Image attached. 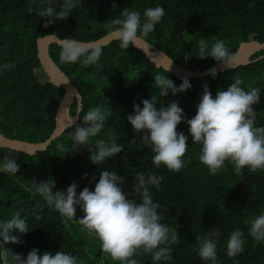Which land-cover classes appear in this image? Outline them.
Returning <instances> with one entry per match:
<instances>
[{
	"label": "trees",
	"instance_id": "obj_1",
	"mask_svg": "<svg viewBox=\"0 0 264 264\" xmlns=\"http://www.w3.org/2000/svg\"><path fill=\"white\" fill-rule=\"evenodd\" d=\"M162 6L165 15L153 32L141 40L148 50H159L178 66L190 71H203L215 65L211 57L197 58L200 38L212 42L223 40L232 53L243 42L264 43V0H82L64 21H56L47 28L36 9L39 0H0V63H13L15 67L0 73V134L8 139L40 143L55 128V113L65 90L53 86L37 58L36 41L52 34L59 39L74 38L82 42L98 40L112 31L111 20L120 16L124 8L140 11L147 7ZM102 55L97 65L81 67L76 64H60V47L50 44L49 55L60 71L69 79L81 96L79 119L90 107H106L111 115L100 136L107 138L115 133L116 142L124 146L121 153L101 165L92 164L87 149L64 151L57 144L70 146L69 133L65 130L43 152L26 155L0 147V158L9 156L16 160L19 170L14 175L0 173V219H10L15 213L24 219L29 231L19 233L13 229L20 243H7L5 247L14 253L26 255L35 247L39 253L69 252L83 264H117L100 250L99 241L74 220L62 218L42 198L31 191V180L38 182L51 177L55 181L53 191L65 190L69 184H77V193L84 187L92 190L99 171H116L125 177L122 189L131 191L137 172L153 171L162 176L159 190L150 188L154 202L159 204L161 223L175 227L178 242L171 245V261L166 264H207L194 252L195 236L220 232L217 244L218 264H264V241H256L248 235L250 221L264 212V170L249 171L237 175L234 166H225L216 174H210L198 160V144L189 137L184 154L185 166L176 172L163 165L154 168L152 153L139 135L132 130L126 117L132 114L133 104L157 95L153 78L157 72L166 75L176 86L181 77L156 68L138 50L130 45L126 50L119 47V40L101 47ZM38 74L40 77H38ZM240 77L243 87H255L261 98L257 111L256 126H264V50L250 55L237 68L209 76L188 78L191 88L173 96L158 97V104L178 101L186 119L196 110V104L207 83L215 96ZM153 84V85H152ZM77 109L75 98L69 103L67 116L72 118ZM176 130L188 135L187 126L181 122ZM84 174H87L86 176ZM84 177V178H82ZM95 177V179H93ZM92 178V183L86 179ZM128 199H133L128 196ZM139 197H137L138 199ZM138 202V201H137ZM39 216V219H35ZM82 216L77 208L74 219ZM239 229L244 233V250L236 257L226 255L229 233ZM133 258L139 264H153L151 255L139 252ZM164 264V262H162Z\"/></svg>",
	"mask_w": 264,
	"mask_h": 264
},
{
	"label": "clouds",
	"instance_id": "obj_2",
	"mask_svg": "<svg viewBox=\"0 0 264 264\" xmlns=\"http://www.w3.org/2000/svg\"><path fill=\"white\" fill-rule=\"evenodd\" d=\"M31 2L36 3L37 0ZM39 3L43 6L38 7L36 12L44 20L41 27L47 28L69 17L74 9L81 6L82 0H39ZM164 15V8L159 5L145 8L142 14L126 7L120 11L119 17L111 20L109 29L118 37L119 47L126 50L153 32ZM197 48V58L211 57L224 68H232L237 59L223 40L209 42L200 38ZM101 55L100 47L74 38L60 39V64L93 66L98 64ZM13 67V63H0V73ZM206 75L214 79L215 68L208 69ZM152 78L158 96L151 95L141 100L142 107L134 103L132 114L127 115L126 120L135 133H141V141L150 148L154 168L163 165L172 172L181 170L186 164L184 154L190 137L192 144L200 146L198 160L210 174L220 171L225 162L234 166L237 175L244 168L249 171L264 170V126H256L257 111L253 107L261 98L259 88L243 87L242 79L236 76L226 88L217 90L213 96L207 83H204L195 114L186 119L178 101L172 100L164 106L158 104V97L169 93L175 96L189 90V79L181 77V83L176 86L160 72ZM110 115L106 107H90L84 112L80 124L69 133L70 146L65 148L57 144V148L64 154L70 150L87 149L89 161L97 166L115 157L124 149L116 142L115 133L110 132L107 138L93 140L100 136ZM181 122L187 126L188 135L176 130ZM18 170L15 159L9 156L0 158V173L14 175ZM124 180L125 177L117 175L116 171L102 169L92 190L84 187L77 193V184L73 182L65 190L53 191L55 181L49 177L38 183L33 178L31 191L62 218L74 220L86 229L99 241L100 250L108 254L113 262L139 264L133 258L139 251L150 254L153 264H166L172 258L171 245L178 242L179 236L175 227L161 223L162 217L157 211L159 204L154 202L150 192V188L159 190L163 177L151 170L137 172L130 192L122 189ZM128 196L133 199H128ZM77 208L82 216L74 219ZM18 215L15 213L10 219H0V264H83L78 256L62 250L55 254L47 251L39 253L33 247L26 255H21L7 249L5 244L21 242L17 236L10 235L11 230L21 234L29 231V226ZM248 235L256 241H264V212L250 221ZM219 236L220 232L215 228L203 237L195 236L193 250L200 260L218 264ZM244 244V233L239 229L231 231L226 240V255L236 257L244 250Z\"/></svg>",
	"mask_w": 264,
	"mask_h": 264
},
{
	"label": "water",
	"instance_id": "obj_3",
	"mask_svg": "<svg viewBox=\"0 0 264 264\" xmlns=\"http://www.w3.org/2000/svg\"><path fill=\"white\" fill-rule=\"evenodd\" d=\"M116 40H119L118 37L113 32H111L98 40L86 43L91 46L101 48ZM50 44H56L60 47V39L55 35L49 34L42 38H39L36 41L37 58L48 78V82L55 87L65 90V94L56 109L55 128L50 136L45 141L40 143H28L8 139L0 134V147L2 148L21 152L29 156L34 155L36 152H43L47 149L52 141L60 136L65 130L74 126L79 119V114L81 111V96L78 90L70 83L69 79L52 61L48 52ZM133 48L138 50L148 61L153 63L156 68H162L165 71L169 68V70L167 71L168 73L180 77L199 78L208 76L206 75V71L210 68H215L216 74L237 68L239 65L244 64L245 60L254 52L264 50V43H259L257 41L243 42L239 45L238 49L234 53L237 59L232 68H224L221 64L216 63L215 65L203 71H190L178 66L161 51L156 49L148 50L142 40L137 41L136 46H133ZM72 98H75L77 102L76 112L72 118L67 119L66 116L65 121L60 122V113L65 107L67 115L69 111V103Z\"/></svg>",
	"mask_w": 264,
	"mask_h": 264
},
{
	"label": "bare ground",
	"instance_id": "obj_4",
	"mask_svg": "<svg viewBox=\"0 0 264 264\" xmlns=\"http://www.w3.org/2000/svg\"><path fill=\"white\" fill-rule=\"evenodd\" d=\"M66 119V109L65 107L62 109L61 113H60V122L65 121Z\"/></svg>",
	"mask_w": 264,
	"mask_h": 264
},
{
	"label": "rangeland",
	"instance_id": "obj_5",
	"mask_svg": "<svg viewBox=\"0 0 264 264\" xmlns=\"http://www.w3.org/2000/svg\"><path fill=\"white\" fill-rule=\"evenodd\" d=\"M38 77H40V75L38 74ZM41 78V77H40ZM67 116V115H66ZM69 117L67 116V119H68ZM86 181H87V183H89V184H91L92 183V178H87L86 179Z\"/></svg>",
	"mask_w": 264,
	"mask_h": 264
}]
</instances>
